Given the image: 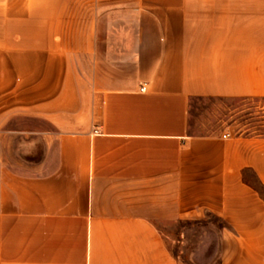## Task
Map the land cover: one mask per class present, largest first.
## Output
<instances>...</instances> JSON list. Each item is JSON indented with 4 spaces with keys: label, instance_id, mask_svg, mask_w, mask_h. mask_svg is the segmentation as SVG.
<instances>
[{
    "label": "crops",
    "instance_id": "0c3cea01",
    "mask_svg": "<svg viewBox=\"0 0 264 264\" xmlns=\"http://www.w3.org/2000/svg\"><path fill=\"white\" fill-rule=\"evenodd\" d=\"M195 99L264 100V0H0V264H184L157 225L207 215L264 264V138Z\"/></svg>",
    "mask_w": 264,
    "mask_h": 264
},
{
    "label": "rangeland",
    "instance_id": "374dc122",
    "mask_svg": "<svg viewBox=\"0 0 264 264\" xmlns=\"http://www.w3.org/2000/svg\"><path fill=\"white\" fill-rule=\"evenodd\" d=\"M190 132L197 137L230 134L231 138H264V100L195 99L190 110ZM251 184L264 198V187L251 174ZM170 250L184 264H222L221 232L230 226L207 215L199 220L158 224Z\"/></svg>",
    "mask_w": 264,
    "mask_h": 264
},
{
    "label": "built area",
    "instance_id": "2783aa9c",
    "mask_svg": "<svg viewBox=\"0 0 264 264\" xmlns=\"http://www.w3.org/2000/svg\"><path fill=\"white\" fill-rule=\"evenodd\" d=\"M142 91H145V87H142ZM223 138L224 139H229V138H231V135L230 134H224Z\"/></svg>",
    "mask_w": 264,
    "mask_h": 264
}]
</instances>
